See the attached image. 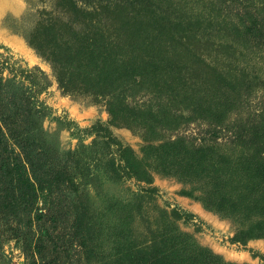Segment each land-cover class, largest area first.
<instances>
[{"label": "rangeland", "instance_id": "374dc122", "mask_svg": "<svg viewBox=\"0 0 264 264\" xmlns=\"http://www.w3.org/2000/svg\"><path fill=\"white\" fill-rule=\"evenodd\" d=\"M0 79V264H264V0H0Z\"/></svg>", "mask_w": 264, "mask_h": 264}, {"label": "trees", "instance_id": "16d2710c", "mask_svg": "<svg viewBox=\"0 0 264 264\" xmlns=\"http://www.w3.org/2000/svg\"><path fill=\"white\" fill-rule=\"evenodd\" d=\"M1 79H0V88H1ZM1 91V90H0ZM24 101V104H23ZM27 104V99L21 97L20 100L16 99V97L10 93H6V96L0 95V107L6 108V112H0V131L1 135L7 137V132H4V127H7L10 130L13 122H16L14 116L23 115L29 112V109L25 107ZM30 124V123H29ZM32 126V124H30ZM30 127V126H29ZM34 127V126H32ZM35 128V127H34ZM30 132L34 136L36 134L35 129L30 127ZM27 138H20L17 141L18 147L20 149V153L18 155L21 157L19 164L21 169H14L15 173L12 169H8L10 163H6L5 160L0 162V171L1 169L4 172V175L10 178L12 182V191L15 196L19 199L18 201L21 204H27L28 209L24 212L25 223L24 226L30 230H33L34 233H37V230L42 231L35 239L34 245H32L31 252L33 254H40L39 242L44 238H51V233L49 227L47 225L41 224L42 219L47 217L48 221H51L52 226L57 224V218L61 215L62 210L57 207V202L60 203L61 197L58 196L57 199L52 200L49 203L48 211L38 210L34 216L31 215L30 211L38 199H42L46 202V199L43 197L46 193H51V185L47 183L48 187H44L42 185L43 180L39 178L38 173L33 169L34 159L36 157V153L30 149L31 143H27ZM23 159V160H22ZM7 164V165H6ZM28 165L29 170L26 168ZM48 188V190H47ZM62 201V200H61ZM60 212V215L58 214ZM37 222V224L35 223ZM35 224V225H34ZM37 241V242H36ZM35 264V263H29Z\"/></svg>", "mask_w": 264, "mask_h": 264}]
</instances>
